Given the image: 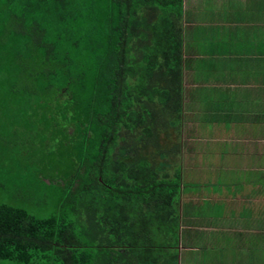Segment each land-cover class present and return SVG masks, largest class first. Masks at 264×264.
<instances>
[{"label":"trees","instance_id":"trees-1","mask_svg":"<svg viewBox=\"0 0 264 264\" xmlns=\"http://www.w3.org/2000/svg\"><path fill=\"white\" fill-rule=\"evenodd\" d=\"M182 16L183 0H0V264L178 263L162 136Z\"/></svg>","mask_w":264,"mask_h":264},{"label":"crops","instance_id":"crops-1","mask_svg":"<svg viewBox=\"0 0 264 264\" xmlns=\"http://www.w3.org/2000/svg\"><path fill=\"white\" fill-rule=\"evenodd\" d=\"M181 24L184 114L192 119L180 128L187 138L171 130L176 145L166 152L177 264H207L213 233L230 246L217 247L209 264H264V0H183Z\"/></svg>","mask_w":264,"mask_h":264},{"label":"rangeland","instance_id":"rangeland-1","mask_svg":"<svg viewBox=\"0 0 264 264\" xmlns=\"http://www.w3.org/2000/svg\"><path fill=\"white\" fill-rule=\"evenodd\" d=\"M202 3V2H201ZM201 14V13H200ZM195 15H197V12L196 11H192V16H195ZM198 35L200 34L199 32L197 33ZM195 99H198L197 97H194ZM202 106H204V105H202ZM182 109H181V113L180 114H178V113H174L173 115H171V117L172 118H167V121H169V125H172V128H171V130L175 133V132H179L181 135H182V137H183V139L184 138H187V136H188V134H185V137H184V133H182L181 132V130H180V128H182L183 126H185L187 129H189V121L188 120H191L192 118L190 117V115H185L184 114V104H182V107H181ZM151 109V107H149L148 106V110H150ZM153 111V110H152ZM178 114V115H177ZM151 120V118H149V117H147L146 116V119H145V121L144 122H142V121H138V122H136L135 121V124H133V123H131L134 127H136V128H141V129H143V130H145V129H147V127L149 126V124H150V121ZM128 132L126 131V130H124L123 132H122V134L126 137V136H128V134H127ZM172 134V133H171ZM162 138L164 139V141H163V146H164V144L166 145L167 144V142L169 143V145L170 146H167V147H165V149H164V152L166 153L167 152V150H168V148L169 149H172V147L174 146L175 147V145H176V142H175V138L174 137H170V139H168L167 137H165L164 135L162 136ZM123 143V142H122ZM124 145H126L125 143H123ZM177 147L179 146V147H181L182 146V144L184 145V147H183V149H184V151H186L187 150V146H188V142H186V143H183V141H182V138H179V139H177ZM176 147V148H177ZM155 149V148H154ZM154 149L153 148H151V151H153L154 153H155V151H154ZM167 154V153H166ZM177 154V156H178V154H179V152H177L176 153ZM168 155V154H167ZM179 157V156H178ZM177 157V158H178ZM188 157V155H186V158ZM167 158V156L166 157H164V159H166ZM164 161V160H163ZM126 162L127 163H129L130 164V160H126ZM120 182V184H122V183H126V184H128V180L126 179V178H124L123 177V181L121 182V181H119ZM131 182V181H130ZM157 200L159 199V197L158 198H156ZM155 199V200H156ZM157 200H156V202H157ZM159 201V200H158ZM155 203H153V205H154ZM157 204V203H156ZM259 215V214H258ZM38 216L39 217H43V215H39L38 214ZM153 217H155V218H159V215H158V213L157 214H154L153 213ZM209 236H211L212 237V246H215L214 247V250H211V251H209V253L208 254H206L205 256H204V258H203V263H207V264H209V263H212V262H216L217 261V253H219V252H221V250H219V252H217L216 253V249H218L217 247H219V248H221L222 246H224V245H226L227 243H228V245H226V246H230V240H228V238H227V242H225V240L223 239V235H221V234H216V233H213L212 235H209ZM248 236H252V235H248ZM237 238V237H236ZM253 239L255 240L256 239V237H253ZM239 241V240H238ZM263 242H259L258 244H262ZM233 245V243L231 244V246ZM260 248H261V245H260V247H256L255 249H258V250H260ZM213 249V248H212ZM238 251V250H237ZM224 252V251H223ZM225 253V252H224ZM226 253L228 254V256L230 255L231 257H240V252H236L235 250H232V249H230V251H228V250H226ZM260 253V252H259ZM198 254V253H197ZM253 254H256L257 256H259V254L258 253H256V252H252V251H246L243 255L244 256H250V255H253ZM261 257H263L264 258V256H262V255H260ZM194 257H195V255H194ZM194 262H195V264H199V259L197 258V259H194L193 260ZM185 264V263H184Z\"/></svg>","mask_w":264,"mask_h":264}]
</instances>
